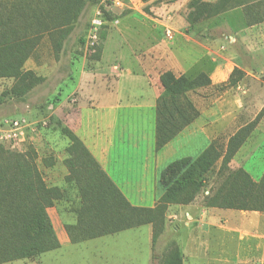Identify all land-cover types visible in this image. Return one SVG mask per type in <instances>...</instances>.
<instances>
[{"label": "rangeland", "instance_id": "374dc122", "mask_svg": "<svg viewBox=\"0 0 264 264\" xmlns=\"http://www.w3.org/2000/svg\"><path fill=\"white\" fill-rule=\"evenodd\" d=\"M192 1L151 0L144 3L141 0H121L123 6L114 7L110 0H101L87 9L65 50L58 56L47 36L40 42L25 63L24 70L44 78L45 82L33 88L23 100H18L11 93L14 79L0 78V148L21 154L32 151L47 186L57 187L65 194L64 201L48 209L57 237L60 231L65 230L66 224L76 223L75 204L84 201V194L79 192L83 179L76 177L74 182H68L71 172L64 162H59V156H67V149L71 146V140L62 134L59 124L71 130L69 125L78 113L75 111L78 103L71 93L78 85L81 59H87L84 68L90 70L91 62L103 49V42L113 24L133 15L137 19L154 18L164 22L159 32L160 39L164 41H173L176 31L182 28L193 40L207 44L215 59L213 63L225 64L224 70L230 72L225 81L215 86L211 81L210 86L189 92L188 99L200 115L204 111L206 115L217 113V118H222V129L212 142L223 149L239 130L253 125L230 168L244 169L254 181L263 176L264 0H247L243 6L191 24L188 16ZM225 3V6L237 5L238 0ZM171 4L179 5L175 10H168ZM106 13L116 19L107 21ZM97 19L102 21V26L95 31L94 21ZM247 28L250 38L245 45L248 44L250 50L245 53L240 48L245 54H238L234 49L238 42H231L230 36L238 29ZM96 34L97 38H94ZM81 38L85 44L81 43ZM108 44V47H121L127 58L131 57L132 43L116 38ZM231 51L238 55L236 63L228 57ZM230 62L238 66L232 68ZM207 64L201 68H208ZM194 71L192 69L189 73L192 77L185 76L195 79L199 74L193 76ZM115 115L114 138L115 145L119 147L115 151L120 153L121 158L135 160L139 157L137 148L144 151L151 145L155 146V112L151 110H86L83 112V129L78 135L88 137V133L99 127L106 129ZM207 119L200 121L204 123ZM181 143L183 148L168 159L166 166L184 157L197 158L209 146L202 135L183 137ZM220 164L209 174L206 191L197 197L191 207L170 206L163 220L156 224L76 245L71 243L34 259L7 264H169L176 254L182 258L181 264H246L247 258L264 252V213L205 207L204 198L216 185ZM157 200L147 201L145 207L153 204V208L158 207Z\"/></svg>", "mask_w": 264, "mask_h": 264}, {"label": "trees", "instance_id": "16d2710c", "mask_svg": "<svg viewBox=\"0 0 264 264\" xmlns=\"http://www.w3.org/2000/svg\"><path fill=\"white\" fill-rule=\"evenodd\" d=\"M100 1L0 0V78L14 79L11 89L14 97L23 100L45 82L44 78L24 70L40 42L47 36L58 56L87 9ZM225 2L228 0L216 4L192 1L189 22L210 19L248 1L238 0L237 5L231 6H225ZM105 17L107 21L116 19L107 13ZM80 41L85 44L83 38ZM159 84L163 92L155 108L156 153L199 118V111L187 94L210 86L211 79L204 73L190 79L167 71L160 76ZM59 125L62 134L71 140L64 160L71 172L67 180L83 179L79 192L84 194V201L76 203L73 210L76 223L65 225L72 244L156 224L163 220L170 206L193 204L206 191L208 176L219 162L216 185L205 196V207L264 213V174L254 181L244 169L230 168L253 125L239 130L224 149L212 142L199 157L170 163L159 177L163 194L156 208L132 206L76 134ZM65 197L59 188L47 186L32 151L21 154L0 148V264L34 259L61 248L48 209ZM181 263L177 254L169 262Z\"/></svg>", "mask_w": 264, "mask_h": 264}, {"label": "crops", "instance_id": "0c3cea01", "mask_svg": "<svg viewBox=\"0 0 264 264\" xmlns=\"http://www.w3.org/2000/svg\"><path fill=\"white\" fill-rule=\"evenodd\" d=\"M178 5L171 4L168 10H175ZM172 16L169 18L173 19ZM113 25L103 42V49L96 55L97 59L91 62L90 70L84 68L87 59H81L78 85L71 93L78 103L75 108L78 113L69 126L128 202L132 206L145 207L147 201H155L162 196L160 192L163 189L159 184V177L167 167L168 159L183 148L181 139L189 135H202L210 145L222 129V118H217V113L206 115L203 111L193 124L159 153L155 152V146L152 145L144 151L137 148L139 157L125 161L120 153L115 151L116 148L119 149L114 138V121L117 116L113 117L111 125H106V129L99 127L96 131L88 133V137H83L78 135L83 129V112L93 109L114 112L120 109H138L155 112L157 100L163 92L159 80L164 72L171 71L176 76H191L189 73L194 69L196 71L195 74L192 73L193 76L205 73L213 86L225 81L230 72L224 70V63H213L215 59L212 50L206 43L193 40L182 28L176 31L173 41H164L160 39L159 34L164 22H158L154 18L143 20L133 15L118 20ZM249 34L247 28L238 29L237 33L230 36L231 42H238L234 48L238 54L242 53L240 48H243L245 53L249 52L248 44L245 45V41L250 38ZM116 38H122L128 44L132 43L131 57L127 58L121 47H108V43ZM228 57L236 63L238 55L231 51ZM206 63L208 68L202 69ZM230 63L232 68L238 66ZM203 118L208 119L202 123L200 120ZM233 118L237 117L234 115ZM65 158V154H61L59 162H64ZM153 205L149 208H153ZM188 207L191 205L186 206ZM58 238L62 247L71 244L66 230L60 231ZM246 264H264V252L257 254V257L247 258Z\"/></svg>", "mask_w": 264, "mask_h": 264}, {"label": "built area", "instance_id": "2783aa9c", "mask_svg": "<svg viewBox=\"0 0 264 264\" xmlns=\"http://www.w3.org/2000/svg\"><path fill=\"white\" fill-rule=\"evenodd\" d=\"M112 2V5L114 7H122V2L121 0H110ZM94 26H95V31H97L101 26H102V21L100 19H97L94 21ZM94 38H97V34L94 36Z\"/></svg>", "mask_w": 264, "mask_h": 264}]
</instances>
